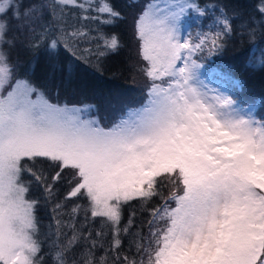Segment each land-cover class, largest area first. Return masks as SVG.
<instances>
[{
	"label": "snow or ice",
	"instance_id": "obj_1",
	"mask_svg": "<svg viewBox=\"0 0 264 264\" xmlns=\"http://www.w3.org/2000/svg\"><path fill=\"white\" fill-rule=\"evenodd\" d=\"M69 7L90 13L93 0H42L22 10L15 0H0V14L13 10L24 24L42 20L45 13L51 17L39 39L30 41L33 49L47 39L52 50L62 45L77 57L80 41L100 39L98 57L118 50L115 34L94 37L74 25L69 32ZM188 7L153 8L137 19L135 31L147 62L142 71L152 80L148 100L111 127L87 116L85 108L52 103L27 79L13 84V68L0 52V264H36L40 251L33 238L37 201L27 198L25 172L45 184L49 197L54 195L52 185L67 183L56 209L74 199L90 201L91 216L105 218L111 227L106 251L113 253L116 264L121 261L115 255L121 246L119 237L133 225L129 218L120 227L121 205L134 199L147 203L154 197L163 203L150 213L148 237L132 233L137 253H145L147 260L123 257V264H264V122L242 115L227 95H208L215 90L200 79L202 65L192 59L205 40L193 45L181 30ZM95 11L113 19L121 15L107 2ZM260 11L264 13V7ZM80 19L94 21L100 15ZM113 19L100 22L110 24ZM219 23L231 31L228 19ZM6 27L7 21L0 20V42ZM220 35L217 32L209 40V52L220 47ZM79 51L82 60L93 54L91 48ZM165 78L167 86L156 82ZM6 85L11 90L5 93ZM44 163L55 169L50 182L44 176ZM79 209L75 204L70 215L74 217ZM62 223L56 221L58 235ZM67 226L73 234L56 253L59 264H66L65 253L81 241L89 245L81 254L86 264H108V256L92 258L93 249L103 246L100 233L92 239L91 234L83 235V225Z\"/></svg>",
	"mask_w": 264,
	"mask_h": 264
},
{
	"label": "trees",
	"instance_id": "obj_2",
	"mask_svg": "<svg viewBox=\"0 0 264 264\" xmlns=\"http://www.w3.org/2000/svg\"><path fill=\"white\" fill-rule=\"evenodd\" d=\"M147 1L150 0H93V10L90 13H80L78 9L71 7L66 9L69 32L73 30L74 25L83 26L85 31H90V35L94 37L100 34L107 37L117 35L120 42L118 50L109 51L102 57L95 55L96 45L103 44L100 39L91 42L80 41L77 57L72 56L62 45L52 50L47 39L33 49L30 47V41L39 39L51 17L45 13L42 20H36L29 25L17 20L13 10L1 14V19L7 21L1 49L13 68L14 79L29 80L56 104L89 105V113L86 115L96 116L104 127H111L130 109H137L148 100L152 80L142 71L147 62L142 58L141 41L135 31V23ZM102 2H107L114 10L119 11L120 17L113 19L106 13L98 14L95 7ZM15 3L19 4L22 10L39 5L42 0H15ZM196 6L197 9L189 8L184 14L188 25L185 34L190 43L195 45L201 39L205 40L202 48L194 53V58L202 64L205 75L212 80H222L227 93L237 103L252 105L254 115L264 120V13L260 11L261 1L196 0ZM81 15H100V19L83 20L80 19ZM103 19H113V22L104 24L100 22ZM222 19L229 20L231 31H226L219 23ZM217 32L221 33L217 38L220 47L209 52L208 49L212 47L209 40L216 38ZM84 48L93 49V54L82 60L78 58L82 55L79 49ZM126 81H130L129 87ZM42 167L44 176L50 182L55 169H51L48 163H44ZM37 174L39 175V172ZM23 180L29 188L27 195L37 201L34 235L40 251L36 255V264H59L56 253L61 251V245L73 234L72 229L67 226L70 222L75 223L77 228L83 225V235L91 234L92 239H96V234L100 233L104 237L100 241L103 246L93 249L92 258L98 261L100 257L108 256V264H116L113 253L106 251L112 240L107 238L106 230L109 225L104 222V218L91 216L86 197L77 202L80 209L73 217L70 214L74 203L68 201L63 207L56 209V204L62 202L66 194V182L52 185L55 191L54 195L49 197L45 192V184L38 182L30 173L25 172ZM169 189L179 191V188L171 186ZM169 189L165 190V197L169 194ZM132 203L133 201H128L127 206L130 207ZM162 203L159 197H154L147 203H141L140 208L133 212V218L137 220L129 232L121 236V246L115 253L121 257L120 264H123V257L130 261L137 260L138 253L132 233L139 232L143 237H147L148 221L153 219L150 212ZM170 206L175 207V204L170 202ZM58 219L63 222L59 235L56 230ZM158 226L164 225L160 222ZM87 247L89 245L81 241L70 252L65 253L66 264H73L74 261L75 264H86V258L81 254ZM127 250H132L131 254Z\"/></svg>",
	"mask_w": 264,
	"mask_h": 264
},
{
	"label": "rangeland",
	"instance_id": "obj_3",
	"mask_svg": "<svg viewBox=\"0 0 264 264\" xmlns=\"http://www.w3.org/2000/svg\"><path fill=\"white\" fill-rule=\"evenodd\" d=\"M261 1V6L264 7V0H260ZM137 2V1H136ZM133 5H135V3ZM176 4H184L186 6H189V8H193V9H197V6H196V0H150V1H147L146 4H144L143 6V9L141 10V15H143V13L145 11H148V10H151L153 8L157 9V10H160V9H171V10H176L175 8V5ZM187 12V11H186ZM185 12V13H186ZM184 13V14H185ZM130 14H131V11H130ZM139 15V17L141 16ZM138 17V18H139ZM0 20L1 19V14H0ZM187 22L186 20L184 19V15H183V18L181 20V30H182V34L186 36V32H187ZM0 52L3 53L4 55V52L2 51L1 49V42H0ZM5 56V55H4ZM192 59H194V56L192 57ZM196 60V59H195ZM197 61V60H196ZM198 62V61H197ZM200 65H202L200 62H198ZM10 65V64H9ZM199 76H200V79L204 82L205 85H207L208 89H211V90H215V91H209L208 92V95L209 96H214V95H217V94H224V95H227L229 97H231L228 93H227V90L225 89V87L220 83V84H217L215 85V83H217V80H213L214 83L212 82L211 78L208 76V75H205L203 73V66L199 68ZM17 79H24V78H17ZM16 80V79H15ZM15 80L13 81V84L15 82ZM158 83H161L163 84L164 86H167L166 84V78L165 80H157ZM127 82V81H126ZM127 86L129 87L130 86V81L127 82ZM35 86V85H34ZM37 87V86H36ZM127 89V88H126ZM11 90V85H6L5 86V89H4V92L6 93L7 91ZM126 93V92H125ZM232 98V97H231ZM233 99V98H232ZM234 100V99H233ZM235 101V100H234ZM236 102V101H235ZM56 104V103H54ZM60 105H64V104H60ZM69 106H72V105H75L77 107H81V108H85L86 109V114L89 113V105H77V104H68ZM236 107L239 108L241 110V114L244 115V116H254L256 118V120L258 121H262L264 122L263 119H259L257 118L255 115H254V112H253V106L252 105H241L239 103L236 102ZM88 116V115H87ZM90 117H96V116H93L91 115ZM172 188V187H171ZM66 195V194H65ZM27 198L28 199H32L30 196L27 195ZM33 200V199H32ZM81 201V199L79 200H70L69 202L70 203H74L75 204H78L77 202ZM133 201L132 204H130V207L127 206V202L126 203H123L121 205V221H120V227L123 228L124 226H126L128 224V221H129V218L132 219V222L135 223V221L137 220L136 218H133V212L140 208L139 205L142 203V201L140 199H134V200H131V202ZM88 207H89V204H90V201L88 200ZM82 204V203H80ZM79 205V204H78ZM132 205V206H131ZM90 209V208H89ZM91 210V209H90ZM151 213V212H150ZM132 214V215H131ZM148 214V213H147ZM131 215V216H130ZM151 215V214H150ZM149 215V216H150ZM99 219H102L99 217ZM105 219V218H104ZM109 225V224H108ZM107 232V238L109 239H112V230H111V227L109 225V228L108 230H106ZM146 232H149V228L146 230ZM146 234V233H144ZM123 234L120 235V239H121V236ZM148 237V236H147ZM34 239L35 238V235L33 236ZM144 245L147 246V241H143ZM134 248H132L133 250ZM131 250V251H132ZM127 251H130V250H127ZM131 251H130V254H131ZM140 254V253H139ZM136 257L137 260L136 261H139L140 259H144L145 261L147 260V256L145 253L141 252V254Z\"/></svg>",
	"mask_w": 264,
	"mask_h": 264
}]
</instances>
